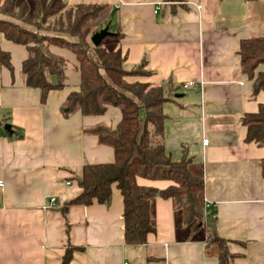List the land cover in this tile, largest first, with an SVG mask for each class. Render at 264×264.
Masks as SVG:
<instances>
[{
  "label": "crops",
  "instance_id": "obj_1",
  "mask_svg": "<svg viewBox=\"0 0 264 264\" xmlns=\"http://www.w3.org/2000/svg\"><path fill=\"white\" fill-rule=\"evenodd\" d=\"M66 1L106 3L94 28L109 24L119 32L124 67L144 62L149 70L127 80L160 84L171 95L162 106L165 150L175 161L186 154L202 174L216 230L232 240L231 251L242 254L233 264H264V145L246 141L240 122L243 113L264 104V92L254 94L252 80L237 72L240 39L264 32V0H182L157 9L153 0ZM0 41L13 70L0 65V264H59L66 234L58 208L76 192L69 171L113 160L112 147L93 129L114 128L120 111L108 106L102 115L86 116L78 107L68 109L66 97L79 86V70L74 53L58 46L49 49L70 60L66 85L49 91L42 103L39 90L23 84L25 47ZM192 79L196 84L187 86ZM137 182L160 189L171 183ZM151 214L156 230L146 243L131 246L124 241L116 187L108 205L69 207V238L82 247L68 264H219L205 254L202 233L187 239L189 230L171 199L154 196Z\"/></svg>",
  "mask_w": 264,
  "mask_h": 264
},
{
  "label": "trees",
  "instance_id": "obj_2",
  "mask_svg": "<svg viewBox=\"0 0 264 264\" xmlns=\"http://www.w3.org/2000/svg\"><path fill=\"white\" fill-rule=\"evenodd\" d=\"M162 1L175 5L182 0ZM105 6V2L91 1L69 5L66 0H0V38L25 47L27 57L20 65L23 84L39 90L42 103L49 91L66 85L67 60L49 49L58 46L74 53L79 70V86L66 97L68 109L78 107L86 116L102 115L108 106L120 111L114 128L93 129L100 142L112 147L113 160L86 162L69 171L76 192L58 208L66 234L59 264H68L74 251L82 247L72 244L69 238L67 209L93 202L108 205L113 187L121 195L127 245L146 243L147 235L156 230L151 203L158 195L171 199L181 224L189 230L187 239L202 233L205 254L217 257L219 264H233L242 254L231 251L232 240L217 232L216 217L205 206L202 174L192 168L186 154L175 161L165 150L166 114L162 106L171 95L160 84L127 80L132 75H146L149 70L144 62L127 69L120 46L109 49L103 45L106 38L116 40L119 32L103 36L98 45L91 41L90 35L99 28H90L87 22L97 20ZM237 55L238 74L252 80L254 94L264 92V32L241 38ZM0 65L13 71L11 55L1 47V41ZM257 107L256 111L243 113L240 122L246 126V141L263 146L264 104ZM260 166L264 181V158ZM137 177L150 181L166 179L171 183L160 189L139 184Z\"/></svg>",
  "mask_w": 264,
  "mask_h": 264
},
{
  "label": "rangeland",
  "instance_id": "obj_3",
  "mask_svg": "<svg viewBox=\"0 0 264 264\" xmlns=\"http://www.w3.org/2000/svg\"><path fill=\"white\" fill-rule=\"evenodd\" d=\"M250 3V2H249ZM104 14V12L101 11V14H100V18L102 17V15ZM100 21L99 20H95V21H88L87 22V25L90 26V28H94L96 27V25L99 23ZM113 30V27L110 28V31ZM112 32V31H111ZM117 44V39L116 40H112L110 38H106L103 42V45L106 46L107 48L109 49H112L116 46ZM67 60V68L71 67V63H70V60L68 58H66ZM65 108H67V106L64 107V110ZM62 110V109H61ZM5 127V124L2 125V127ZM16 131V130H15ZM129 260V263L132 264V263H135L134 261H137V260H133V259H128Z\"/></svg>",
  "mask_w": 264,
  "mask_h": 264
},
{
  "label": "water",
  "instance_id": "obj_4",
  "mask_svg": "<svg viewBox=\"0 0 264 264\" xmlns=\"http://www.w3.org/2000/svg\"><path fill=\"white\" fill-rule=\"evenodd\" d=\"M110 33H112V32L109 30V24H106L105 26L101 27V29L92 33L90 35V38H91V41L93 42V44L98 45L101 42L102 37L105 35H108ZM5 128L7 130L11 131L9 124H5Z\"/></svg>",
  "mask_w": 264,
  "mask_h": 264
},
{
  "label": "built area",
  "instance_id": "obj_5",
  "mask_svg": "<svg viewBox=\"0 0 264 264\" xmlns=\"http://www.w3.org/2000/svg\"><path fill=\"white\" fill-rule=\"evenodd\" d=\"M160 3H163V1L162 0L153 1V4L156 6V9L158 8V5H160ZM194 84H196V80L192 79V80L188 81V83L186 85L187 86H192ZM203 142L206 144L208 141H207V139H203ZM1 185H2V181L0 180V186ZM49 201H50V203H53L55 201V197H51L49 199ZM204 202H205V206L207 207L208 204H207V201L205 199H204ZM124 264H127V263L125 262Z\"/></svg>",
  "mask_w": 264,
  "mask_h": 264
}]
</instances>
